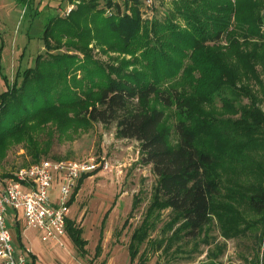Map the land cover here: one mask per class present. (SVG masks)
<instances>
[{
	"label": "trees",
	"instance_id": "1",
	"mask_svg": "<svg viewBox=\"0 0 264 264\" xmlns=\"http://www.w3.org/2000/svg\"><path fill=\"white\" fill-rule=\"evenodd\" d=\"M68 1L77 2L75 8L44 27L47 54L37 55L32 67H18L12 79L4 77L0 158L10 142L24 139L36 159L49 151L51 139L44 133L42 141L38 134L47 122L60 133L73 126L114 125L116 138L136 141L139 162L151 167L156 182L128 243L131 263L137 257V264L145 263L138 256L142 244L168 252L213 222L223 239L237 237L250 228L238 201L254 217L252 228L263 224L264 75L257 67L264 72V0H173L167 16L149 28L140 0H123V8L116 0H101V7L100 0ZM92 42L103 53L115 45L134 62L121 60L115 67L95 61L87 48ZM63 46L82 59L49 54ZM129 65L140 70L128 71ZM73 70H81V78L68 79ZM153 100L161 107L151 106ZM90 176L78 181L70 205ZM132 199L128 221L140 202L138 195ZM163 210L168 216L161 238L148 240ZM65 228L84 254L82 228L69 219ZM261 254L253 264H264Z\"/></svg>",
	"mask_w": 264,
	"mask_h": 264
},
{
	"label": "rangeland",
	"instance_id": "2",
	"mask_svg": "<svg viewBox=\"0 0 264 264\" xmlns=\"http://www.w3.org/2000/svg\"><path fill=\"white\" fill-rule=\"evenodd\" d=\"M172 1L155 0L153 7L145 12L140 6L139 12L142 11L143 25L149 28L156 19L162 21L171 11ZM115 2L123 8V0ZM66 4V0H0V41H5L4 49L2 48L0 51V93L5 91L4 77L12 79L18 67L22 69L32 67L37 55L45 56L47 54L41 41L44 27L50 19L66 16L64 13ZM100 4L101 7L103 5L101 0ZM73 5L76 6L74 2ZM220 44L225 45V40H222ZM87 48L93 60L107 66L116 67L121 60L134 62L135 59L129 54L120 53L118 49L115 50L118 48L115 45L114 50H107V53H103L101 48L95 46L93 42ZM57 53L76 55L82 59L81 53L67 46L61 47L57 52L51 50L49 54ZM110 57L118 59V61H114ZM135 57L142 61L141 58L138 59V55L135 54ZM135 69L140 70V68L131 65L126 67L128 71ZM257 70L264 75L259 67ZM80 76L81 70H73L66 77L77 79L81 78ZM262 80L264 88V78ZM167 83V79L162 82V84ZM253 90L261 96L257 86L253 85ZM151 106L161 107L155 100L152 101ZM261 107L263 106L261 105ZM68 116L72 118L71 113H68ZM29 126H34V123ZM58 130V125L53 122L42 124L40 132H38L39 135L41 134L40 139L43 141L49 138L52 143L49 151L41 154L37 159L31 153H27L29 144L25 139L10 142L0 158V179L8 178L17 169L32 166L45 159L53 161L81 160L88 155L104 156L114 169L105 173L99 171L92 174L91 179L88 177L83 179L78 196L70 205L69 220L76 223V226H80L82 223L83 236L81 235V237L87 241V253L80 255L67 232L62 238L61 247L57 244L42 242L41 234L25 227L20 212L18 228H14V221L9 222V216L6 218L14 250L19 251L21 248L30 250V254L27 255L34 258V264H101V261L93 259V252L104 238H111L118 243L119 240L122 241L120 243L122 247L124 246L122 252L124 254L126 252V258L129 261L125 246L130 240L133 229L140 223L144 215L156 182L151 167L139 162L138 143L134 140L123 141L124 139L116 138L114 125L104 127L100 124H93L87 128L86 126L78 128L73 126L65 133H60ZM44 133L48 136L47 138ZM42 141L40 140V142ZM59 189L60 184L54 183L48 193L56 194ZM135 195H138L140 202L128 221L132 198ZM235 204H239L237 208L245 220L243 224L247 228L250 227L249 230L242 231V234L237 237L229 240L223 239L216 222H213L200 236L195 239L177 241L168 252L150 251L145 244H142L138 256L143 255L141 259L146 260L144 264L255 263L256 258H262V252L264 257V223H258L252 228L251 221L254 220V217L251 212L241 201ZM167 216L168 211L163 210L162 223L157 225L148 240L161 238L159 232L163 223L166 222ZM243 224L241 227H244ZM88 252L92 254H88ZM123 256L118 249L113 255L118 264L123 263ZM138 258L132 264H137ZM128 261L125 264H130Z\"/></svg>",
	"mask_w": 264,
	"mask_h": 264
},
{
	"label": "built area",
	"instance_id": "3",
	"mask_svg": "<svg viewBox=\"0 0 264 264\" xmlns=\"http://www.w3.org/2000/svg\"><path fill=\"white\" fill-rule=\"evenodd\" d=\"M154 4L155 0H140L144 12ZM71 10L69 7L65 14ZM106 13L111 12L107 10ZM112 169L113 165L104 156L88 155L81 160L45 159L0 179V264H29L27 254L30 250L15 251L13 248L7 216H10V223L14 221V228H18L20 212L25 227L41 234L42 242L61 247L70 201L78 181L87 174L111 172ZM54 183L60 184V189L56 194H50L48 190Z\"/></svg>",
	"mask_w": 264,
	"mask_h": 264
},
{
	"label": "crops",
	"instance_id": "4",
	"mask_svg": "<svg viewBox=\"0 0 264 264\" xmlns=\"http://www.w3.org/2000/svg\"><path fill=\"white\" fill-rule=\"evenodd\" d=\"M66 8H65V10H64V13L66 12V10L69 8V7H72V9L73 8H75L74 7V5H73V3H70L68 0H66ZM75 4L77 3V2H74ZM4 46H5V41H3V40H1L0 41V47H2L3 49H4ZM19 62H20V60H19ZM121 140H123V139H121ZM123 141H126V140H123ZM89 179H91L92 178V176L91 177H88ZM83 184V183H82ZM81 184V185H82ZM78 185V184H77ZM81 185H80V187H81ZM77 187V186H76ZM80 187H79V189H78V191L75 193V196H74V201H75V199H76V197L78 196V192H79V190H80ZM75 192V191H74ZM73 195H74V193H73ZM133 200V199H132ZM132 203V202H131ZM131 206H132V204H131ZM130 210H131V207H130ZM9 218H10V216H9ZM68 219H69V215H68ZM80 223V222H79ZM78 223V224H79ZM75 225H76V223H75ZM80 228H82L83 226H82V223L80 224V226H79ZM68 235V234H67ZM82 236H83V234H82ZM65 237V236H64ZM68 237H69V235H68ZM108 241V242H107ZM112 242V243H111ZM122 241L121 240H119V243L115 240H111V238H104L103 239V242L100 244V250H99V252L98 253H96V248H95V250H94V254H93V259L95 260V261H101V264H118L116 261H115V259H114V257H113V255H114V253H115V250L116 249H118L119 250V252H121L124 256H123V263H121V264H125V262H127L128 260H127V258H126V252H125V254L122 252V248L124 247H122V245L120 244ZM86 243H87V241H86ZM128 243H129V241H128ZM50 244H55V243H50ZM113 244V245H112ZM105 245H107V246H105ZM112 246V247H111ZM20 250V249H19ZM125 250H127V254H128V244H127V246H125ZM17 251V250H16ZM87 250H86V246H85V252H84V254H86L87 252H86ZM88 254H92V253H89L88 252ZM80 255H81V253H80ZM128 257H129V254H128ZM31 261V259H30V257H29V262L28 263H31L30 262ZM130 264H132L131 262H130V259H129V261H128ZM134 263V262H133ZM32 264V263H31ZM120 264V263H119Z\"/></svg>",
	"mask_w": 264,
	"mask_h": 264
}]
</instances>
